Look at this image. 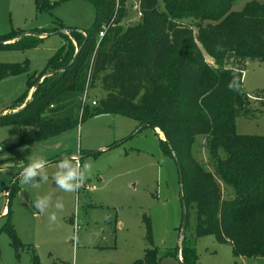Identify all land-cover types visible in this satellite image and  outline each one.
<instances>
[{"label":"trees","instance_id":"16d2710c","mask_svg":"<svg viewBox=\"0 0 264 264\" xmlns=\"http://www.w3.org/2000/svg\"><path fill=\"white\" fill-rule=\"evenodd\" d=\"M85 1L96 14L90 30L60 26L33 31L56 34L62 28L70 37L60 33L65 44L43 72L29 78L27 95L14 102V110L25 104L31 89L45 77L31 101L1 117L0 124L20 125L23 143L58 136L99 114L126 116L139 127L149 124L159 129L166 138L161 140L162 148L181 166L187 231L190 211L195 209L196 238L212 235L219 243L231 244L236 257L264 258V136L238 134L235 125L237 117L251 113L240 64L258 60L264 67V3H248L235 11L239 0H163L160 10L158 0H139L141 20L124 31L119 24L128 14L126 1ZM35 2L40 10L53 7L48 0ZM105 27V36L99 39ZM18 36H0V48L35 47L43 39L26 35L5 43ZM207 56L214 66L207 63ZM232 58L238 65L225 67ZM25 71L27 64H0V81ZM51 72L55 74L47 76ZM87 81L91 88L99 83L106 95L97 106L89 103L79 119L72 118L66 103L77 99ZM198 136L207 138L216 174L193 157ZM220 183L230 198H223ZM145 219L147 239L152 243L150 223ZM3 230L14 248L23 246L11 222ZM193 253L184 240L181 256L185 264L194 263ZM159 261L157 249L151 247L134 264ZM33 262H37L34 254Z\"/></svg>","mask_w":264,"mask_h":264},{"label":"rangeland","instance_id":"374dc122","mask_svg":"<svg viewBox=\"0 0 264 264\" xmlns=\"http://www.w3.org/2000/svg\"><path fill=\"white\" fill-rule=\"evenodd\" d=\"M124 1L128 14L119 26L125 31L137 25L141 17L137 12L139 0ZM48 2L53 7L40 10L35 0H0V36L14 33L21 36L60 26L77 31L93 27L96 14L89 2ZM252 2L264 0H239L233 10L240 11ZM158 3L163 10V0ZM199 32L197 28V35ZM60 33L41 37L35 47L0 48V64L28 65V71L0 81V116L9 114L3 112L14 110V102L25 98L29 78L43 72L63 47L65 39ZM65 35L70 37L69 32ZM206 60L214 66L212 58L207 56ZM237 63L232 58L225 67L234 68ZM240 65L251 113L237 117L236 132L264 136V67L258 60H246ZM85 93L88 102L99 101L106 95L99 83L91 88L87 81L77 99L66 103L65 110L68 115L72 112V118L79 119L89 105L81 102ZM51 116L55 117L53 113ZM138 127L132 118L99 114L58 136L23 143L20 125L0 124V264H34L33 254L37 257L36 264H134L151 247L159 253V264H181L178 247L182 204L177 164L162 148L164 137L160 131L150 127L138 131ZM207 142L205 136H198L192 154L204 168L215 173ZM65 156L72 158L73 164L78 158L81 171L85 163L92 166L77 192L60 190L53 179L54 173L66 171L57 167ZM39 158L48 161L47 180L37 177L35 188L22 185L19 173L30 161ZM220 185L223 198H230L229 190ZM38 197L46 198L45 213L33 206ZM61 201L62 209L57 207ZM195 211H190L185 239V246L192 247L196 255L193 264H264V258L236 257L231 244L219 243L212 235L196 238ZM49 213L58 218L51 227ZM106 214H110V219L105 220ZM145 217L150 223L152 243L147 239ZM8 222L23 245L18 249L3 230Z\"/></svg>","mask_w":264,"mask_h":264},{"label":"clouds","instance_id":"9594fccd","mask_svg":"<svg viewBox=\"0 0 264 264\" xmlns=\"http://www.w3.org/2000/svg\"><path fill=\"white\" fill-rule=\"evenodd\" d=\"M26 147V146H25ZM75 158V157H74ZM75 163L69 156L59 160L57 162V167L60 169H66L63 172H56L53 175L58 188L65 192H77L84 184L87 179V173L91 171V164L85 163L83 165V170L81 171L79 159L75 158ZM48 161L44 158L35 159L29 162L22 171L19 173L20 183L22 185H30L35 188L38 186L37 177L43 180H47L46 174V164ZM40 213H45L46 211V198L38 197L33 205ZM58 208H63V203L58 202ZM105 220L110 219V214L105 215ZM57 215L55 213H49L50 227L57 222Z\"/></svg>","mask_w":264,"mask_h":264},{"label":"water","instance_id":"95a60500","mask_svg":"<svg viewBox=\"0 0 264 264\" xmlns=\"http://www.w3.org/2000/svg\"><path fill=\"white\" fill-rule=\"evenodd\" d=\"M63 33H66V31H62ZM26 35H33V36H38V37H47V36H49V35H47V34H42V35H40V34H37V33H29V34H24V35H21V36H19V37H17L16 38V40H18V39H20L21 37H23V36H26ZM55 74V72H51V73H49L47 76H52V75H54ZM46 76V77H47ZM45 78V77H44ZM43 78V79H44ZM43 79H41L40 81H39V83L33 88V90H32V92H31V95H30V98H29V100L31 101V99H32V96H33V93L35 92V90L37 89V87H38V85L43 81ZM25 107V106H24ZM23 107V108H24ZM22 108V109H23ZM1 117H4V115H2V116H0V118ZM146 127H151V128H153V129H155V130H158L159 131V129H157V128H155V127H153V126H149V124H144V125H142L141 127H139V129H138V131H141L142 129H144V128H146ZM163 137H164V135H163ZM163 140H166V138L164 137L163 138ZM174 159H175V162L177 163V168H178V173H179V179H180V183L182 184V182H183V174H182V170H181V166L178 164V160H177V158H175V156H174ZM180 197H181V204H182V226H181V232H180V238H179V259H180V257H181V259H180V263L181 264H185L184 263V261H183V259H182V256H181V249H182V243H183V241L185 240V237H186V234H187V226H188V210H187V206H186V202H185V198H184V195H183V193H182V190L180 189Z\"/></svg>","mask_w":264,"mask_h":264},{"label":"built area","instance_id":"2783aa9c","mask_svg":"<svg viewBox=\"0 0 264 264\" xmlns=\"http://www.w3.org/2000/svg\"><path fill=\"white\" fill-rule=\"evenodd\" d=\"M137 12H138V15L140 16V17H142V14L140 13V11H139V9H138V6H137ZM106 31H107V28L105 27V28H103V30L99 33V39H102L104 36H105V33H106ZM89 100H88V96H87V93H85L84 95H83V97H82V103L83 104H91L92 106H97L98 105V101H95V100H93V101H91V102H88Z\"/></svg>","mask_w":264,"mask_h":264},{"label":"crops","instance_id":"0c3cea01","mask_svg":"<svg viewBox=\"0 0 264 264\" xmlns=\"http://www.w3.org/2000/svg\"><path fill=\"white\" fill-rule=\"evenodd\" d=\"M10 78H11V77H10ZM31 92H32V91H31ZM29 93H30V92H29ZM30 95H31V93H30ZM29 98H30V97H29ZM29 98L27 97L25 101L29 100ZM25 103H26V102H25ZM24 106H25V104H23V106L17 108L16 110H6V111L3 112V114L11 113V112H16L17 110L22 109ZM71 159H72V158H71ZM34 255H35V254H34Z\"/></svg>","mask_w":264,"mask_h":264}]
</instances>
